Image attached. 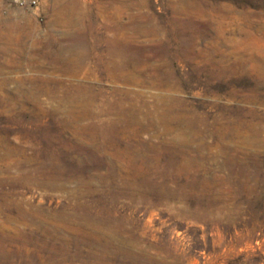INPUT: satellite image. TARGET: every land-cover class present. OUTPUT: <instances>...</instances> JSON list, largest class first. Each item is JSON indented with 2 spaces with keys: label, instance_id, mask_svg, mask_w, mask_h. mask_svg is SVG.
<instances>
[{
  "label": "rangeland",
  "instance_id": "obj_1",
  "mask_svg": "<svg viewBox=\"0 0 264 264\" xmlns=\"http://www.w3.org/2000/svg\"><path fill=\"white\" fill-rule=\"evenodd\" d=\"M17 1L0 264L85 244L110 264H264V0ZM75 97L91 113L73 121Z\"/></svg>",
  "mask_w": 264,
  "mask_h": 264
},
{
  "label": "bare ground",
  "instance_id": "obj_2",
  "mask_svg": "<svg viewBox=\"0 0 264 264\" xmlns=\"http://www.w3.org/2000/svg\"><path fill=\"white\" fill-rule=\"evenodd\" d=\"M55 51V50H54ZM74 53V52H73ZM82 53V52H81ZM80 54V53H79ZM81 55V54H80ZM111 61V60H110ZM74 62V61H73ZM112 62V61H111ZM116 63V62H115ZM75 64V62H74ZM77 64V63H76ZM75 64V65H76ZM55 66V65H54ZM77 68V67H76ZM120 69V68H117ZM104 70V69H103ZM66 71H69L68 69ZM76 72H78L79 70H75ZM75 73V72H74ZM109 73V72H108ZM44 76V75H43ZM40 78V77H38ZM37 78V79H38ZM35 79V78H34ZM117 79L119 78V74H117ZM45 80V79H44ZM33 81V80H32ZM37 82V81H36ZM36 85V84H35ZM43 85V84H42ZM37 86V85H36ZM39 87V86H38ZM76 90V89H75ZM77 92V91H76ZM69 93V92H68ZM67 94V92L65 93ZM66 96V95H64ZM70 96V95H69ZM67 95V97H69ZM77 96V95H76ZM79 97V96H78ZM74 98V97H73ZM76 98V97H75ZM67 99V98H66ZM82 99V98H81ZM85 99V98H84ZM14 100V99H13ZM58 100V99H57ZM73 100V99H71ZM77 100V98L75 99V101ZM6 101V100H3ZM62 101V100H61ZM60 101V102H61ZM68 101V100H67ZM67 101H62V102H67ZM63 103V104H64ZM67 103H70V101H68ZM77 107L76 108H68V113L71 115L73 121L77 120L81 115H85L87 116L88 113H91L89 111V102L88 100H83V101H76L75 102ZM5 104V102L3 103ZM42 105V104H41ZM59 105V104H58ZM72 105V104H71ZM75 105V104H74ZM66 106V105H65ZM68 107V106H67ZM2 108V107H1ZM77 109H80L81 111H77ZM25 110V109H24ZM40 110L42 112V114H45V110L43 108L40 107ZM56 110V109H55ZM70 117V116H69ZM84 117V116H82ZM68 118V117H67ZM72 121V122H73ZM60 122V121H58ZM26 123V122H25ZM67 123V122H66ZM28 124V123H27ZM103 124V122H102ZM23 125V124H22ZM74 125V124H73ZM72 125V126H73ZM70 126V125H69ZM83 126V125H82ZM71 127V126H70ZM85 128H91L88 125H85ZM104 128V127H103ZM102 128V129H103ZM102 129H95L97 132L98 131H102ZM80 131V130H79ZM103 133V132H101ZM105 134V133H104ZM89 135V134H88ZM92 136V135H91ZM0 137H2V135H0ZM93 137V136H92ZM92 139V138H91ZM38 141V140H37ZM96 141V140H95ZM17 147V146H16ZM1 148V147H0ZM12 148V147H11ZM19 148V147H18ZM22 151L24 152V149L22 148ZM25 153V152H24ZM26 156V155H25ZM27 158V157H26ZM29 159V158H28ZM32 160V159H31ZM39 170V169H38ZM4 203V202H3ZM8 217V216H7ZM28 217V216H27ZM14 219V218H13ZM83 221V220H82ZM103 226V225H102ZM77 227V226H76ZM98 230V229H97ZM111 231V230H110ZM112 232V231H111ZM105 233V231H104ZM113 235V234H112ZM101 237V236H100ZM67 241V240H66ZM107 242V241H106ZM121 242V241H120ZM79 243V242H78ZM94 244V243H92ZM77 245V243H76ZM78 245H81L78 244ZM88 246L87 248V254L86 255H82L78 250H70L69 248L66 247H56L55 249L52 248V252H50L51 254L49 255L51 259H53V262L50 264H110V258L107 257L106 254V248L105 247H101V246H90L89 244H85ZM111 245V244H110ZM121 245V244H120ZM43 246V244H42ZM45 246V245H44ZM43 246V247H44ZM126 246V245H125ZM70 247V246H69ZM84 247V246H83ZM126 249V248H125ZM55 251V252H54ZM54 253V254H52ZM40 255V254H39ZM49 261V259H48ZM47 262V261H46Z\"/></svg>",
  "mask_w": 264,
  "mask_h": 264
},
{
  "label": "built area",
  "instance_id": "obj_3",
  "mask_svg": "<svg viewBox=\"0 0 264 264\" xmlns=\"http://www.w3.org/2000/svg\"><path fill=\"white\" fill-rule=\"evenodd\" d=\"M17 3L20 4V5L27 4V5L34 6L35 5V0H18Z\"/></svg>",
  "mask_w": 264,
  "mask_h": 264
}]
</instances>
